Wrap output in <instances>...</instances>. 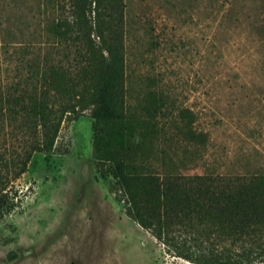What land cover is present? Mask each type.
<instances>
[{"label":"rangeland","instance_id":"374dc122","mask_svg":"<svg viewBox=\"0 0 264 264\" xmlns=\"http://www.w3.org/2000/svg\"><path fill=\"white\" fill-rule=\"evenodd\" d=\"M124 3L127 102L139 113L150 89L170 100L159 118L153 165L191 173L263 171L258 5L238 0L246 14L237 19L229 0ZM64 17L70 0H0V76L20 65L24 47L42 50L47 24ZM179 106L196 112L205 144L175 135ZM93 122L91 107L69 114L53 150L35 152L14 182L19 201L0 218V264H200L168 250L126 213L112 176L98 170Z\"/></svg>","mask_w":264,"mask_h":264},{"label":"trees","instance_id":"16d2710c","mask_svg":"<svg viewBox=\"0 0 264 264\" xmlns=\"http://www.w3.org/2000/svg\"><path fill=\"white\" fill-rule=\"evenodd\" d=\"M251 1L264 35V0ZM237 3L229 0L238 19L246 11ZM124 7V0H70V17L47 24V45L24 47L20 65L0 76V218L18 205L14 182L33 154L53 150L64 119L91 107L98 170L112 176L131 218L189 261L263 262L264 170L161 171L151 162L170 100L150 89L139 113L127 102ZM173 114L175 135L206 143L191 107Z\"/></svg>","mask_w":264,"mask_h":264}]
</instances>
